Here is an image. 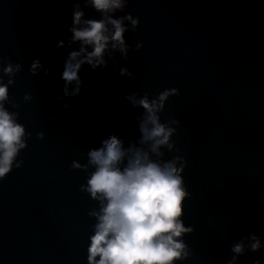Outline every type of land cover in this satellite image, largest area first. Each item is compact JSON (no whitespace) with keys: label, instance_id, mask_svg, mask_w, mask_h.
I'll list each match as a JSON object with an SVG mask.
<instances>
[{"label":"water","instance_id":"water-1","mask_svg":"<svg viewBox=\"0 0 264 264\" xmlns=\"http://www.w3.org/2000/svg\"><path fill=\"white\" fill-rule=\"evenodd\" d=\"M74 2L0 0V56L24 63L12 91L18 100L34 96L20 109L32 132L24 165L0 181V264H86L92 202L79 191L84 174L69 165L85 162L109 133L139 135L140 112L124 93L173 87L180 95L165 115L180 120L174 139L189 160L193 264H224L234 240L264 236V0H129L125 13L140 25L126 38L144 46L120 66L136 80L119 77L112 61L103 70L85 66L81 93L65 109L58 97L67 53L56 45L70 35ZM34 58L50 75L28 72ZM257 258L264 250L242 264Z\"/></svg>","mask_w":264,"mask_h":264},{"label":"clouds","instance_id":"clouds-1","mask_svg":"<svg viewBox=\"0 0 264 264\" xmlns=\"http://www.w3.org/2000/svg\"><path fill=\"white\" fill-rule=\"evenodd\" d=\"M128 4L129 0H75L72 4L70 35L56 45L67 53L60 76L63 95L58 97L63 108H70L69 101L80 95L85 66L103 70L112 61L119 77L136 80L129 66H120L121 60L128 61L130 53L144 46L127 41L126 33L140 25L139 16L125 13ZM85 9L96 15L89 17ZM23 71L22 61L0 56V181L23 167L21 153L32 138L21 122L20 109L34 96L25 92L18 100L12 91ZM28 72L48 76L51 69L34 58ZM178 95L175 87L156 95L140 89L124 93L122 98L140 112L136 117L139 135L126 138L109 133L98 146L89 148L85 162L73 160L69 165L70 170L84 174L79 191L92 202L86 213L92 221L86 264H193L195 250L188 240L196 228L188 223L193 196L185 176L189 160L174 139L180 120L165 115L167 102ZM36 135L45 138L43 131ZM262 250L264 236L250 231L230 244L231 255L224 264H242L241 257ZM252 264H264V258Z\"/></svg>","mask_w":264,"mask_h":264}]
</instances>
